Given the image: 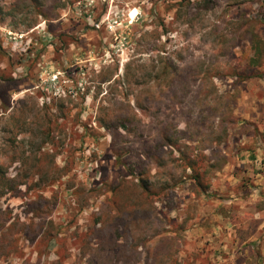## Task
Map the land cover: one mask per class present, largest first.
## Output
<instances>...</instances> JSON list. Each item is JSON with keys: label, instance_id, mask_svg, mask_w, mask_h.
<instances>
[{"label": "rangeland", "instance_id": "1", "mask_svg": "<svg viewBox=\"0 0 264 264\" xmlns=\"http://www.w3.org/2000/svg\"><path fill=\"white\" fill-rule=\"evenodd\" d=\"M0 44V168L35 176L0 196V264H228L189 167L264 123V0H0Z\"/></svg>", "mask_w": 264, "mask_h": 264}, {"label": "crops", "instance_id": "2", "mask_svg": "<svg viewBox=\"0 0 264 264\" xmlns=\"http://www.w3.org/2000/svg\"><path fill=\"white\" fill-rule=\"evenodd\" d=\"M238 143L242 147L234 159L226 156L227 163L212 180L223 172V183L211 184L204 194L217 199L207 200L196 215L200 227L213 233L217 248L230 254L228 264H264V123L249 126Z\"/></svg>", "mask_w": 264, "mask_h": 264}, {"label": "trees", "instance_id": "3", "mask_svg": "<svg viewBox=\"0 0 264 264\" xmlns=\"http://www.w3.org/2000/svg\"><path fill=\"white\" fill-rule=\"evenodd\" d=\"M100 123H102V125L104 124L103 126H106V122L104 120L102 122H100ZM252 124L253 123H245L244 124L245 132H246V129L249 128V126L251 127ZM123 128L125 130L126 129L128 130V127H126V126H123ZM48 130H49L48 131V135H51L50 134V128H48ZM165 140H166V142L168 143L169 146L172 145V143H171L172 139L165 138ZM53 158H54V155H52V154H50L48 152H46V153L44 152L43 153V152H41V150H39L38 153L37 152L36 153L35 152H31L29 155H27L25 157V160H21V158H19V160H21V162H22V164H24V166H26L27 168L30 169V168H34V162H39V161L42 162L41 160H49V163H53L54 162ZM226 160H227V158H224V163H222V164H219V163H217L215 161H212V162L208 161L209 165L204 169V172L201 173V174H198L197 170L194 169L192 166L189 167L191 169V173H192L190 178L192 179V181L197 186L198 191L196 193H198V195L199 194H206V192L208 191V189L210 187V186L206 185L203 182V176H204L203 174L207 173V172H210L211 168H217V169L223 168L224 165L228 161V160L227 161ZM60 173H61L60 175L54 173L56 176L58 175L57 177L55 175H53L55 178H51V176L48 175V179H50V180L53 179L52 182L55 183L56 181H58V179H60L62 177V175L64 176V173H62V172H60ZM33 177H35V176L34 175H31V176L27 175V169H26V171L24 173V176L21 175V176H16L14 178H7L6 175H4V171L1 170V168H0V196L5 194L3 191L6 190V189L8 190V192L11 191L13 189V187H14L13 184L23 185V184H25L27 182V179L33 178ZM38 177H39V179H43V175L42 174H40ZM20 178H25L26 180L19 182ZM139 183L143 187V189H146V187L148 186L147 182H144L142 180H139ZM117 193H118V191L116 190L114 195L117 196Z\"/></svg>", "mask_w": 264, "mask_h": 264}]
</instances>
